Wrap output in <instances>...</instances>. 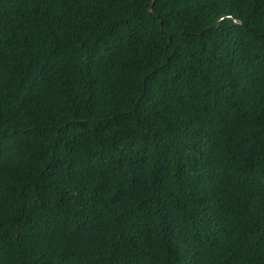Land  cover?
Listing matches in <instances>:
<instances>
[{"label": "trees", "instance_id": "16d2710c", "mask_svg": "<svg viewBox=\"0 0 264 264\" xmlns=\"http://www.w3.org/2000/svg\"><path fill=\"white\" fill-rule=\"evenodd\" d=\"M0 264H264V0H0Z\"/></svg>", "mask_w": 264, "mask_h": 264}, {"label": "water", "instance_id": "95a60500", "mask_svg": "<svg viewBox=\"0 0 264 264\" xmlns=\"http://www.w3.org/2000/svg\"><path fill=\"white\" fill-rule=\"evenodd\" d=\"M235 21V20H234ZM236 22V21H235Z\"/></svg>", "mask_w": 264, "mask_h": 264}]
</instances>
